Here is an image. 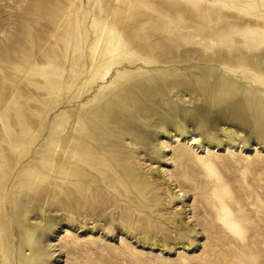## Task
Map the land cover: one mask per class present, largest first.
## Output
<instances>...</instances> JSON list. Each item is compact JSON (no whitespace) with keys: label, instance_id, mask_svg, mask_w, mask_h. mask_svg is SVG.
I'll return each mask as SVG.
<instances>
[{"label":"rangeland","instance_id":"374dc122","mask_svg":"<svg viewBox=\"0 0 264 264\" xmlns=\"http://www.w3.org/2000/svg\"><path fill=\"white\" fill-rule=\"evenodd\" d=\"M73 30L88 49L70 53ZM104 31L105 56H124L119 43L131 34L145 39L148 61L142 54L123 76L114 65L95 84L86 80ZM151 43L161 46L157 63ZM84 56L85 78L68 83L65 62ZM140 71L170 86L187 120L180 134L158 128L155 114L148 127L138 122L153 131L136 149L106 112L90 116ZM198 73L227 83L213 94L225 102L201 124L198 92L173 88ZM223 108L244 123L228 122ZM91 128L96 136L80 137ZM76 139L127 164L95 174L100 161L87 163L91 179L68 165ZM26 233L34 243L22 249ZM0 264H264V0H0Z\"/></svg>","mask_w":264,"mask_h":264},{"label":"bare ground","instance_id":"6f19581e","mask_svg":"<svg viewBox=\"0 0 264 264\" xmlns=\"http://www.w3.org/2000/svg\"><path fill=\"white\" fill-rule=\"evenodd\" d=\"M94 29V32L99 30V27L95 29V26H92ZM125 30L129 31V28H125ZM101 31V30H99ZM93 32V33H94ZM72 35L74 37V40L72 41V46L69 47L70 53L74 52L78 49H80V52L88 49L90 46V43L87 41V38L83 36L80 38V33L77 30L72 31ZM131 35V34H130ZM127 41H122L119 43V46L122 47L123 50H125L124 56H112V52L109 53V55H104V52L107 50H110L106 45V36L107 33L104 31L103 36L99 37L98 42L96 44L95 50L96 52V58L94 59V63H92L91 68L88 70V73L90 76L86 81L93 80L95 84H99L101 80H106V78L114 72L112 69V66L117 65L115 74H118L119 71H122V76L126 73L124 69L130 68L131 66L137 64L141 61V55L144 53L143 50L145 49L144 46V40L143 42L135 41L132 39V36ZM95 38V37H94ZM108 38V37H107ZM158 39V38H157ZM109 41V39H107ZM106 47V48H105ZM150 50L154 53L151 54L152 58L155 63H157V59L159 60V53H160V43H151ZM83 48V49H81ZM173 52V51H171ZM110 57H112L110 59ZM142 59L147 62V57L142 56ZM96 60H98L97 63ZM82 61V62H81ZM78 60L76 59L74 63L70 64L68 61L65 62V68L68 78V83H74L75 81H81L85 78V74L78 72V67L81 65V69L83 66L87 65L91 61V56L88 58L86 56L82 57V59ZM138 67V66H137ZM155 67V66H154ZM143 68H147V66L144 63ZM145 72L140 71V75L134 74L130 77H134L135 81H123L121 83V91L118 94H113L111 96V100L108 101V103H105L103 105H100L98 109H96V113H92L90 116V120H93L95 118V115L98 116H104L106 112L107 120H110L116 127V132L120 135V137H131L134 143V147L136 149L138 148H146L149 146V140H150V134L153 130L146 131L142 127L138 125L139 123H143V126L148 127L149 125L146 123V121H150V119L154 118V114L158 116L157 125L158 128L164 129L165 127L167 129H171L173 127L176 128L178 133H181V128L185 127V122L187 120V114L183 109L182 105H180L177 102L172 101L168 97V90L170 89L167 87V83L165 81L158 82L156 80L151 81L149 77L144 76ZM197 73V72H196ZM102 75H105L103 77ZM100 77V78H99ZM186 80L185 83H178L174 84L173 88H179L182 90H185L186 92H195V90L199 94L200 104L197 106H200L196 110L195 117L197 119V122L201 124L203 119L205 118V115L208 111L211 110L210 107L216 108L219 103H223L225 101L221 100L220 102L215 99L213 94L220 93V91H224L227 87V83H225L223 80H219V77L217 74H213L210 76H206L204 73H198L195 75H185ZM108 81H104L103 83H107ZM154 82V83H151ZM224 83V84H223ZM120 86V83H118ZM172 84V83H171ZM172 84V85H173ZM183 86L184 88H182ZM224 89V90H223ZM117 98V99H116ZM115 99V100H113ZM119 102L120 109H116V102ZM217 104V105H215ZM210 106V107H209ZM195 108V107H194ZM107 109V111H106ZM224 113L223 117L225 119H228V122H236V123H244V118L242 117V114L237 112L235 109H228L223 108ZM166 116L170 117L171 123H168L166 120ZM152 117V118H151ZM165 117V118H164ZM183 125L182 127H180ZM109 128L106 126L103 129V136H107L109 133L105 129ZM141 128V129H140ZM19 132L20 130L18 127L16 128ZM210 126L208 123H205V132L208 134V137L206 138L207 141H210V135L209 132ZM222 133H226V129L221 130ZM99 130L96 128H91L88 131H85L80 134V137L83 136H96ZM195 131L190 130L188 132L189 140H191V144L195 146L197 144V147L201 144L200 139L198 136L194 133ZM173 137H176V135H173ZM213 138V137H212ZM13 140V139H12ZM24 139L17 140L19 143V150L21 147V144L23 143ZM68 139L65 137L64 142H66ZM96 142L88 141L84 142L81 139H76L73 143V154L74 158L68 159V162L81 170L89 173V176L91 179H94V173L97 174V172H104L109 174L112 170H118L121 166L127 164V161L122 159H119L111 154H107L105 156L102 155L101 151H104L105 148L102 146L95 145ZM68 146V153H71V147L68 144H65ZM88 148V149H82V148ZM95 147V148H93ZM188 147V146H186ZM95 149V150H94ZM187 149V148H185ZM95 151L90 152L88 151ZM191 150V149H190ZM189 150V151H190ZM84 152V153H83ZM86 152V153H85ZM83 154V155H82ZM189 154V152H187ZM180 159H186L187 157L183 154H179ZM100 161V165H96L92 170L89 168L88 164H94L95 162ZM98 176V175H97ZM113 180L114 178H110ZM122 181V177L119 179V183ZM70 179H67L65 181L66 187H69ZM79 191V189H77ZM23 207L14 215V217L17 219V222L21 219V214L29 211L28 208L23 209ZM18 228L21 226L20 223L17 224ZM34 234H23L20 236V246L22 249L25 247L30 246L34 243Z\"/></svg>","mask_w":264,"mask_h":264}]
</instances>
